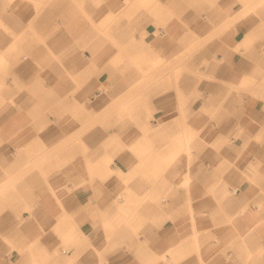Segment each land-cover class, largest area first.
Instances as JSON below:
<instances>
[{"label": "crops", "instance_id": "0c3cea01", "mask_svg": "<svg viewBox=\"0 0 264 264\" xmlns=\"http://www.w3.org/2000/svg\"><path fill=\"white\" fill-rule=\"evenodd\" d=\"M120 2L109 0L102 18L115 13ZM150 2L155 4V21H171L166 30L155 24V52L167 50L170 57L181 42L184 49L196 39L215 42L195 58L200 77L186 72L183 79L185 100L188 93H195L184 120L201 123V134L193 142L191 133L184 131L176 142L184 150L168 175L169 198L163 200L162 208L155 205L154 179L125 183L111 174L106 181L92 183L79 165L51 178L55 193L35 188L47 186L40 172L15 185L16 170L27 169L37 155L53 151L56 147L47 141L58 135L49 133L48 121L39 126L38 135L9 129L7 137L33 139L19 151L0 145V171H7L0 172V181L4 180L0 183V264H264V0ZM23 3L0 0V21L17 25L18 32L28 26L22 23L26 19L14 16ZM49 20L44 15L36 25L51 28ZM110 31L119 42L117 27ZM29 34L16 40L0 34V70L13 65L11 72L23 74L25 81H31L34 62L43 58L34 45L36 38ZM137 47L149 49L148 45ZM23 49L33 56L24 54L20 64ZM86 56H81L87 62L80 66L88 74L98 61L96 52ZM22 102L35 104L26 96ZM70 106L82 113L96 111L77 100H71ZM9 115L0 116V122ZM178 117L154 124L152 111L145 123L137 119L143 133L132 145L150 144ZM77 133L78 129L67 137ZM112 139L122 144L119 134L112 133L110 143ZM3 155L8 157L4 160ZM42 166L48 170L49 165ZM108 167L106 174L115 169L111 161ZM129 191L135 198L130 201ZM149 194L151 200H144Z\"/></svg>", "mask_w": 264, "mask_h": 264}, {"label": "rangeland", "instance_id": "374dc122", "mask_svg": "<svg viewBox=\"0 0 264 264\" xmlns=\"http://www.w3.org/2000/svg\"><path fill=\"white\" fill-rule=\"evenodd\" d=\"M21 1L25 4L23 3L22 9L15 10L14 16L26 19L22 23L27 22V30L24 27L18 32L14 29L17 25L9 26L5 24L6 21H0V34L16 40L20 35L22 38L25 36L23 34L30 35L31 31L33 38H36L34 45L42 51L43 58L41 62H37L39 66L34 62L31 81H25L23 74L11 72L14 71L13 65L0 70L3 71L0 72V116L10 114L0 122V133L4 140L0 145L21 150L20 147L27 141H32L33 137L14 139L7 137L8 130L18 128L15 130L19 133L26 130L31 135H38L39 126L44 121H48L51 126L49 133L58 137L47 141L56 147L53 151L48 150L42 158L37 155V160L27 169L16 170L15 185L25 177L40 172L46 178L47 186L35 188H46L55 193L57 187L51 182V178L70 168H76L77 165L87 173L90 182L93 183L96 179L106 181L109 167L106 169L107 165L95 160L112 155L111 163L115 169L111 171V176L116 175L125 183H131L135 178L154 179L155 205L162 208L163 200L169 198V172H173L183 158L184 147L176 142L183 137L184 131L191 133L193 142L201 134V123L184 120L185 110L187 107L190 110L189 102L194 101L195 93L192 96L188 93L185 100L183 79L186 72L192 77H200L199 59L195 58L205 52L210 43L214 44V40L196 39L186 45V49L181 42L174 56L170 57L167 50H156V53L155 24L166 30L171 21H155L157 13L149 0H121L120 8L115 9V13L112 12L108 28L101 24L94 26L93 22L100 21L105 15L104 6L109 4V0ZM24 5L28 8H24ZM44 15L48 16L52 24L51 28L43 30L36 25V21H40ZM230 24L232 23L229 22L227 26H231ZM114 26L117 27L116 37L120 38L119 42L110 31ZM51 29L53 32L50 34ZM160 32L162 31L158 30L156 34L159 35ZM144 45H148L149 49L137 50V46L143 48ZM118 51L111 61V56ZM93 52H96L98 66L87 74V69L81 70V56L88 54V58ZM21 54L20 64L24 54L30 55V58L33 56L26 49ZM141 55L145 59L137 62ZM151 59L155 61L151 62ZM127 94L130 96L125 100ZM141 95L148 97L145 106L151 109V115L153 111L154 124L169 121L175 114H179V117L172 121V127L166 133L155 135L150 144L139 147L132 143L143 133L140 122L134 115L120 114V111L130 98ZM25 96L34 100L35 104L24 106L22 101ZM71 100H77L96 111L77 112L70 106ZM148 117L151 118L150 115ZM76 129L79 133L67 137ZM112 133L119 134L122 139L120 146L114 144L113 139L110 143ZM70 140L75 141L73 148H69ZM167 142L170 143L168 146ZM45 157L47 158L44 159ZM43 164L49 165L48 170L43 169ZM100 164L102 169L99 171ZM157 183L160 185L157 186ZM149 189L152 187L149 186ZM130 193L131 191L127 196L129 201L135 199ZM151 198L149 194L143 199Z\"/></svg>", "mask_w": 264, "mask_h": 264}, {"label": "bare ground", "instance_id": "6f19581e", "mask_svg": "<svg viewBox=\"0 0 264 264\" xmlns=\"http://www.w3.org/2000/svg\"><path fill=\"white\" fill-rule=\"evenodd\" d=\"M149 1H153V0H149ZM153 10L155 11V4H153L152 6ZM113 14L110 13L109 15H107L106 17L102 18L101 20V26H106L108 25V23L110 22L111 18H112ZM218 32V31H217ZM215 33H213L214 35ZM212 36V35H211ZM210 36V37H211ZM82 59V63L87 62L86 59L81 58ZM145 59L144 55H141L139 57V60H137V62H143V60ZM155 61V59H151V62ZM127 96L130 95H126V98H124L125 100L128 98ZM123 100V98H121ZM129 99V98H128ZM146 99H148V97L146 95H141V96H133V98H130L129 101L125 102V106L123 108H121L120 114H124V113H130L131 115H134L136 119H138L139 121H143L144 123L147 121V119L149 118L148 116H151V109L149 110L148 107H146ZM120 100V104L122 103ZM124 101V100H123ZM71 144L69 145V147H73L75 145V141L74 140H70ZM66 144V143H65ZM64 144V145H65ZM63 145V144H62ZM63 145V146H64ZM8 156L7 155H3L2 158L5 160ZM11 158V157H10ZM111 160H113V157L111 155H108L102 158L101 163L103 164H108ZM102 169V166H101ZM99 169V171L101 170ZM98 172V171H97ZM112 173L109 172L108 174H106V176H110ZM4 181V180H3ZM3 181H0V183H2ZM7 190H3V193L6 192Z\"/></svg>", "mask_w": 264, "mask_h": 264}]
</instances>
